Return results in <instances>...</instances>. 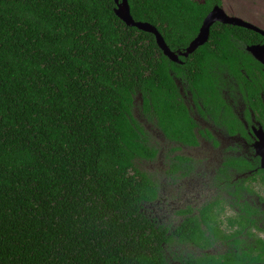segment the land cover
Listing matches in <instances>:
<instances>
[{"label": "trees", "instance_id": "obj_1", "mask_svg": "<svg viewBox=\"0 0 264 264\" xmlns=\"http://www.w3.org/2000/svg\"><path fill=\"white\" fill-rule=\"evenodd\" d=\"M129 2L177 52L221 4ZM116 7L0 0V264H264V169L253 147L236 142L211 178L215 194L176 209V222L158 214L165 184L142 164L165 156L168 183L186 179L196 166L180 150L215 138L203 122L253 142L227 98L240 93L246 119L256 113L264 125V65L248 50L264 36L217 22L179 63ZM219 245L228 248L212 253Z\"/></svg>", "mask_w": 264, "mask_h": 264}, {"label": "rangeland", "instance_id": "obj_2", "mask_svg": "<svg viewBox=\"0 0 264 264\" xmlns=\"http://www.w3.org/2000/svg\"><path fill=\"white\" fill-rule=\"evenodd\" d=\"M200 2H204L205 0H198ZM221 5L226 10V12L231 16H238L245 19L248 22L255 24L256 26L264 29V0H221ZM138 114V113H137ZM216 130V136L222 138L225 135V132L221 130ZM160 134V132L156 131V134ZM159 140L162 141V151L166 154L173 151L174 145H172L169 141L164 140L159 137ZM221 143L219 147L209 146L208 143L202 144V147L198 148H190L185 147L183 149V153L189 157L193 158V161L197 169H200V172L196 174H192L188 176L183 181H178L173 185L168 181L167 178V169L168 165L166 163V157L164 156L162 160H157L154 163L150 162H142L143 166L153 174L158 175L159 179L163 178L164 187L163 190L165 192V199L163 197V201L160 205L162 207L160 210L157 209L158 214L162 216V211L168 213L169 217H172L176 222L181 217L175 215V210H180L181 208H185L187 205H195L196 209L200 208L205 202L210 200V198L215 194L214 187L211 184H205L202 182L200 174H202L207 169L211 170L216 168L222 162L220 157L222 151L228 150L232 146H237L236 140L232 139V141ZM209 151V152H207ZM206 155H209L210 163L206 162L207 159L204 158ZM195 171V172H196ZM162 176V177H161ZM194 206V207H195ZM227 212L232 213L230 206H227ZM226 245H219L216 248L211 250L212 253L216 252H224L227 250ZM174 252L179 255H186L192 252H199L195 248L187 245H175L173 247Z\"/></svg>", "mask_w": 264, "mask_h": 264}, {"label": "water", "instance_id": "obj_3", "mask_svg": "<svg viewBox=\"0 0 264 264\" xmlns=\"http://www.w3.org/2000/svg\"><path fill=\"white\" fill-rule=\"evenodd\" d=\"M117 15L125 22L127 25L132 27H137L143 31L151 32L156 35L157 42L164 53L173 61L182 63L181 56L189 57L193 54L200 46L204 45L209 41L211 36V29L217 22L237 25L252 29L264 36V29L256 26L255 24L246 21L245 19L238 16L229 15L222 5H216L208 16L205 18L204 23L198 36L191 42L189 47L184 51H174L170 48L166 42L164 36L158 30V28L149 22L137 21L132 15L131 6L129 0H116ZM249 52L264 64V44H254L248 47ZM258 139L254 143L257 155L261 157V166L264 169V129L255 130Z\"/></svg>", "mask_w": 264, "mask_h": 264}, {"label": "flooded vegetation", "instance_id": "obj_4", "mask_svg": "<svg viewBox=\"0 0 264 264\" xmlns=\"http://www.w3.org/2000/svg\"><path fill=\"white\" fill-rule=\"evenodd\" d=\"M216 5H221V4L217 3ZM260 44H264V43H260ZM227 100L233 106V108L235 109V112H237L239 114L241 120L246 125V128L250 129L249 133H250L251 138L254 139L253 142L250 143L243 136H241L239 134L236 135V136H231V135L227 134L226 132H225V135L222 138H220V137L216 136V130H214V127L211 124L204 123L203 122V127H210V129L212 130L213 135L215 136V138L207 139L206 137H204V136L201 135V138H200L201 143L202 144L208 143L209 146L214 147L216 143H219V146H221V143L222 142L225 144L226 142L232 141V139H234V140H236V142H238L240 144H243L246 147V150L248 148H250V147H253L254 150H255V153H256V149L254 147V143L256 142V140L258 139V137L256 136L255 130L264 129L263 122H261L260 120L257 119V114L256 113H254L252 115L251 121H248L246 119L247 105H246V102L244 101L243 97L240 95V93H239V96H238L237 99L230 98V96H229L227 98ZM196 110H197V107H196ZM196 110H195V113H196V115L199 116L200 120L201 121H205V119L201 115V113L198 110L197 111ZM252 112H254V111H252ZM200 147H202V145H200L199 148ZM230 148L228 150L222 151V154H221L220 157L224 156L225 154L226 155H229V153L231 154ZM180 151H181V153L183 155V149H181ZM207 152H209V151H207ZM232 153H236V152H232ZM256 156H258L260 158V163H261V157L259 155H257V153H256ZM204 158L207 159L206 162H209L210 163L209 155H206ZM221 160L223 161L224 158H221ZM261 168H262V166H261ZM195 171L192 173L193 175L196 174V173H198V172H200V169H197L196 172ZM252 172H253V170L250 171L249 173L251 174ZM215 173H216V171H214V169H212V171L209 170V169H207L206 171H204L202 174H200V177L202 179V182L205 183V184H211V180H212L211 178H212L213 174H215ZM246 174L247 173H233V176H235V180H239V179H242V177L246 176Z\"/></svg>", "mask_w": 264, "mask_h": 264}]
</instances>
